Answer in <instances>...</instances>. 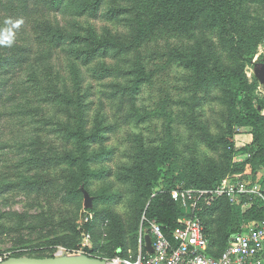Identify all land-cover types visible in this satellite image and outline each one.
<instances>
[{"label":"rangeland","instance_id":"374dc122","mask_svg":"<svg viewBox=\"0 0 264 264\" xmlns=\"http://www.w3.org/2000/svg\"><path fill=\"white\" fill-rule=\"evenodd\" d=\"M109 1L104 10L114 6ZM247 7L246 11L256 6ZM235 9L240 15L245 10ZM263 12L260 5L258 12L246 13L251 18L260 15L256 28L263 30L255 35L258 43L253 53L230 51L204 13L193 24V39L167 27L156 34L166 37L142 45L139 56L144 71L131 96L130 76L88 81L84 116L88 141L93 140L88 149H0V259L83 250L104 260L119 253L133 255L142 248L144 222L153 219L146 218L150 202L167 186H174L170 191L210 190L224 178L248 187L261 183L264 161L249 160L246 148L253 130L240 122L231 95L242 82L264 117ZM95 21L98 28L125 29L120 19ZM5 22L10 35L18 38L21 30L16 21ZM1 35L10 38L0 29ZM196 44L204 52L210 45L214 61L230 55L232 75L216 81L209 73L184 67L185 58L179 53ZM54 63L63 68L64 56H55ZM18 68V79L25 80L27 66ZM54 110L50 106L48 112ZM9 117L0 121V139L17 128L18 121ZM33 126L27 125L21 137L32 135ZM255 201L221 197L210 205L198 198L194 209L179 205L184 214L178 220L199 214L211 238L224 246L258 221L250 212Z\"/></svg>","mask_w":264,"mask_h":264},{"label":"trees","instance_id":"16d2710c","mask_svg":"<svg viewBox=\"0 0 264 264\" xmlns=\"http://www.w3.org/2000/svg\"><path fill=\"white\" fill-rule=\"evenodd\" d=\"M106 1L0 0V29L10 37H0V61H6L0 63V107L4 108L0 121L8 115L9 120L18 121L17 128L0 139V149H88L93 141H88L84 116L85 90L91 86L88 81L130 76L131 96L132 86L141 83L144 71L139 49L145 43L167 36L156 35L159 30L171 27V31L185 32L193 39L196 32L193 24L206 13L209 26L219 32L221 42L228 44L230 51L250 50L251 53L258 43L255 35L263 32L256 28L260 15L251 18L246 17V13L258 12L264 0H110L114 6L104 10ZM250 3L256 7L246 11ZM235 8L245 10L240 15ZM9 19L16 21L21 30L16 39L8 32L9 25L5 21ZM98 19L113 22L120 19L125 29L120 31L105 25L99 29L94 23ZM262 20L264 24V17ZM207 48L209 51L204 52L200 44L185 47L179 53L185 58L184 67L202 75L209 73L216 81L222 80L223 75H232L235 67L228 66L230 55L222 62L214 61L212 47ZM59 54L64 56L63 68L54 63V57ZM187 54L191 56L186 57ZM109 59L113 63H108ZM24 63L29 72L26 79L21 80L18 67ZM231 99L241 114L240 122L253 130L252 142L246 148L249 160L264 161V117L245 92L242 82ZM50 106L55 107L52 113L48 112ZM31 124L34 125L32 135L22 138L20 133ZM38 130H45L44 134L36 132ZM9 136H12L10 142ZM173 187L167 186L154 196L146 212V218L156 220L170 239L173 230L182 225L178 218L184 214L179 203L170 196ZM250 212L258 220L264 219V205L259 200L253 203ZM203 223L209 239L208 251L218 256L227 243L222 246L214 241L204 220ZM147 225L148 221L144 222V227ZM146 250L142 244L141 251ZM129 255L119 253L110 258Z\"/></svg>","mask_w":264,"mask_h":264},{"label":"built area","instance_id":"2783aa9c","mask_svg":"<svg viewBox=\"0 0 264 264\" xmlns=\"http://www.w3.org/2000/svg\"><path fill=\"white\" fill-rule=\"evenodd\" d=\"M169 193L172 200L186 209H194L193 203L198 198L211 205L221 197L231 201L247 197L249 200H259L264 205V180L248 187L242 181L233 182L224 178L210 190L172 189ZM146 234L151 238L152 252L146 247L145 253L139 250L135 256H115L107 261L113 264H264V219L256 221L246 233L229 240L218 256L208 251L209 239L203 220L197 213H192L173 230L172 239L163 233L154 219L148 220L144 228L141 241L145 246ZM81 253L86 254L85 250L76 254Z\"/></svg>","mask_w":264,"mask_h":264},{"label":"water","instance_id":"95a60500","mask_svg":"<svg viewBox=\"0 0 264 264\" xmlns=\"http://www.w3.org/2000/svg\"><path fill=\"white\" fill-rule=\"evenodd\" d=\"M145 244L150 252L153 251L151 238L144 236ZM0 264H113L107 260L92 257L87 254L56 255L51 257L11 256L0 261Z\"/></svg>","mask_w":264,"mask_h":264}]
</instances>
